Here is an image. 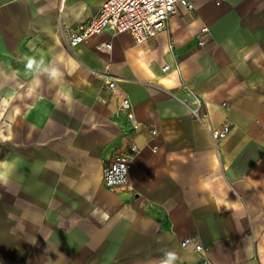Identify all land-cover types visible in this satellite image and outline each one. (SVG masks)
<instances>
[{"label": "crops", "instance_id": "obj_1", "mask_svg": "<svg viewBox=\"0 0 264 264\" xmlns=\"http://www.w3.org/2000/svg\"><path fill=\"white\" fill-rule=\"evenodd\" d=\"M102 1L0 0V161L18 164L0 186V264H158L165 250L195 264L200 255L179 245L189 235L214 264H264V0H190L193 11L178 5L144 42L104 30L68 48L66 27ZM204 25L212 38L200 47ZM29 56L76 68L36 88ZM104 72L139 130L101 91ZM181 84L208 98L211 126L234 121L218 147L189 116ZM129 144L130 188L111 191L102 166Z\"/></svg>", "mask_w": 264, "mask_h": 264}, {"label": "built area", "instance_id": "obj_2", "mask_svg": "<svg viewBox=\"0 0 264 264\" xmlns=\"http://www.w3.org/2000/svg\"><path fill=\"white\" fill-rule=\"evenodd\" d=\"M222 1L224 0H215L216 3ZM178 5H183L187 11L194 10L190 0H103L97 11L86 21L66 27L63 42L68 48H74L91 36L108 30L112 34L128 31L137 43H141L166 29L168 20L176 12ZM194 38L197 44L203 47L212 37L209 28L204 25L194 34ZM97 48L109 50L110 44L102 43ZM167 68L168 65L162 67L163 70ZM97 77L102 80V92L108 93L114 100L116 113L126 118L132 131L139 130L142 125L135 119L129 96L117 89V79L108 72L98 73ZM180 88L186 96L183 103L189 116L202 125L212 144L218 147L232 133L235 127L234 121L226 116L218 126H211L208 98L196 93L185 84H181ZM97 98L104 101L101 95ZM218 106L225 110L230 107L227 101L220 102ZM149 131L153 137L158 134L155 127H151ZM155 149L154 145L151 146V150ZM137 152L136 145L129 144L121 147L103 164L101 180L106 188L111 191L130 188L128 169ZM179 245L182 249L192 250L200 255L195 264H214L206 257V247L199 242L195 235L184 237Z\"/></svg>", "mask_w": 264, "mask_h": 264}, {"label": "clouds", "instance_id": "obj_3", "mask_svg": "<svg viewBox=\"0 0 264 264\" xmlns=\"http://www.w3.org/2000/svg\"><path fill=\"white\" fill-rule=\"evenodd\" d=\"M76 65L66 64L63 60L54 56L46 60L43 56L37 59L35 56L27 57L25 70L33 75L32 84L39 88L43 83V77L54 83L59 84L64 79L65 71H75ZM57 96L64 101L66 105H71L73 97L70 91L63 89L57 92ZM18 171L16 160L0 161V186H8L12 183ZM179 255L175 250H165L158 264H177Z\"/></svg>", "mask_w": 264, "mask_h": 264}, {"label": "rangeland", "instance_id": "obj_4", "mask_svg": "<svg viewBox=\"0 0 264 264\" xmlns=\"http://www.w3.org/2000/svg\"><path fill=\"white\" fill-rule=\"evenodd\" d=\"M97 76V75H96ZM101 91H102V89H101ZM121 191H123V189H119V190H117V191H115V192H121Z\"/></svg>", "mask_w": 264, "mask_h": 264}, {"label": "snow or ice", "instance_id": "obj_5", "mask_svg": "<svg viewBox=\"0 0 264 264\" xmlns=\"http://www.w3.org/2000/svg\"><path fill=\"white\" fill-rule=\"evenodd\" d=\"M164 83H166V84H171V81H165Z\"/></svg>", "mask_w": 264, "mask_h": 264}]
</instances>
